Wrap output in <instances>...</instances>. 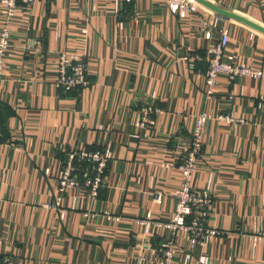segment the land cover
<instances>
[{
  "label": "crops",
  "instance_id": "1",
  "mask_svg": "<svg viewBox=\"0 0 264 264\" xmlns=\"http://www.w3.org/2000/svg\"><path fill=\"white\" fill-rule=\"evenodd\" d=\"M207 1L264 26V0ZM3 9L0 31L11 29L0 91L5 263L160 264L156 250L171 233L135 220L171 219L181 153L208 112L193 187L213 199L208 226L220 235L191 250L180 234L174 264H264V244L253 241L264 229V79L220 76L208 99L204 59L227 33L224 60L264 72V34L200 4L174 14L163 0H36L10 20ZM61 52L84 56L87 88L56 87ZM147 102L160 112L141 131ZM82 149L110 155L98 197L82 186L48 208L67 153Z\"/></svg>",
  "mask_w": 264,
  "mask_h": 264
},
{
  "label": "built area",
  "instance_id": "2",
  "mask_svg": "<svg viewBox=\"0 0 264 264\" xmlns=\"http://www.w3.org/2000/svg\"><path fill=\"white\" fill-rule=\"evenodd\" d=\"M118 4L122 0H103ZM174 14H185L198 12L199 4L194 0H163ZM36 0H0L3 6V13L7 20L16 16L20 5L33 6ZM209 26L208 23H204ZM11 29L6 23L0 31V91L4 82L5 62L7 51L11 45ZM231 37L227 33H222L219 42L210 50L205 62L207 98L211 99L214 94V87L220 76L236 78L239 76L251 77L258 80L264 79V72L247 65L229 63L224 60V54L229 46ZM59 77L56 87L65 91L75 89H85L89 86L87 63L84 56L78 52H61L56 60ZM160 108L154 104L144 103L138 112L137 127L141 131H146L154 122ZM214 117L208 112H203L196 117L195 128L191 142L181 153L180 187L177 192L176 210L169 221L135 220L137 224L147 226H157L169 230L171 236L160 246L156 252L160 259V264H174L176 255V239L180 234L188 237L191 250L204 247L208 244L210 237L220 235L217 229L208 226V214L212 210L213 199L206 191H198L193 187V182L198 169L199 156L204 145V129L208 121ZM216 120L236 122L232 115H219ZM3 133L0 129V140ZM110 163V155L101 151L73 150L67 153L66 160L59 180V190L57 202L47 204L48 208L60 207L64 201V196L69 190H75L82 186L89 189L92 199H96L99 190L105 183V175ZM161 196H158V199ZM64 218L65 210H61ZM108 217H112L108 214ZM253 241L257 244H264V229L258 231L253 236ZM8 264H13L8 262Z\"/></svg>",
  "mask_w": 264,
  "mask_h": 264
},
{
  "label": "water",
  "instance_id": "3",
  "mask_svg": "<svg viewBox=\"0 0 264 264\" xmlns=\"http://www.w3.org/2000/svg\"><path fill=\"white\" fill-rule=\"evenodd\" d=\"M194 1H196L200 5L208 8L209 10L213 11L214 13L218 14L219 16L236 20V21H238L242 24H245V25L253 28L254 30L264 34V26L254 22L253 20L246 18L245 16H242L240 14H237V13L225 10L223 8H220V7L210 3L207 0H194Z\"/></svg>",
  "mask_w": 264,
  "mask_h": 264
},
{
  "label": "trees",
  "instance_id": "4",
  "mask_svg": "<svg viewBox=\"0 0 264 264\" xmlns=\"http://www.w3.org/2000/svg\"><path fill=\"white\" fill-rule=\"evenodd\" d=\"M205 57H206V55L204 56V59H205ZM80 89H81V88H80ZM0 129H1V128H0ZM1 130H2V129H1ZM4 138H5V137H4ZM4 138L0 140V143L5 141ZM0 264H8V262L5 263V262H4V259H3V258H0Z\"/></svg>",
  "mask_w": 264,
  "mask_h": 264
}]
</instances>
